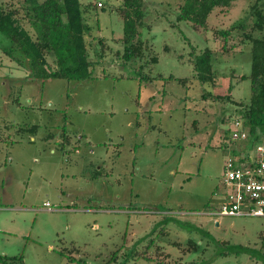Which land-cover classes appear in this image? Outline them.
<instances>
[{
  "label": "rangeland",
  "instance_id": "374dc122",
  "mask_svg": "<svg viewBox=\"0 0 264 264\" xmlns=\"http://www.w3.org/2000/svg\"><path fill=\"white\" fill-rule=\"evenodd\" d=\"M185 1L143 0L150 49L126 60L123 0H82L93 71L85 80L30 76L0 32V255L26 264H264V217L212 214L227 191L226 160L251 147L232 137L239 106L202 98L232 84L233 100L250 101L252 44L233 26L251 28L256 0L216 6L206 25L179 18ZM223 29L232 31L226 48ZM207 48L215 86L194 66Z\"/></svg>",
  "mask_w": 264,
  "mask_h": 264
},
{
  "label": "trees",
  "instance_id": "16d2710c",
  "mask_svg": "<svg viewBox=\"0 0 264 264\" xmlns=\"http://www.w3.org/2000/svg\"><path fill=\"white\" fill-rule=\"evenodd\" d=\"M23 1L22 6L0 1V32L13 42L9 48L5 49V52L19 65L27 67L30 70V76L37 79L85 80L92 77V61L88 56L86 41V34L91 27L85 21L82 0ZM234 1L186 0L179 18L206 25L210 13L216 6L230 7ZM260 3V0H256L251 5L250 14L253 22L249 30L245 21H240L233 26L242 30L243 37L252 44V68L249 76L252 90L250 101L245 104L233 100L232 84L229 86V93L204 91L202 95V98L206 100L231 101L238 105L236 119L242 120L244 126L249 129L251 144L264 139V36H255L256 31H264V9ZM121 12L124 17L122 41L126 60L144 57L146 48L147 50L150 48L141 38L140 28L145 24L143 0H123ZM231 32V29L218 32L225 42L223 48L228 46ZM213 57L214 51L207 48L195 56L194 66L201 82L215 86L219 73L214 68ZM150 59L154 62L157 57L151 56ZM181 81L184 80L181 79ZM222 120L229 121L226 118ZM0 263L26 264L23 255H0Z\"/></svg>",
  "mask_w": 264,
  "mask_h": 264
},
{
  "label": "built area",
  "instance_id": "2783aa9c",
  "mask_svg": "<svg viewBox=\"0 0 264 264\" xmlns=\"http://www.w3.org/2000/svg\"><path fill=\"white\" fill-rule=\"evenodd\" d=\"M232 137L249 139V129L242 120H234ZM224 182L227 186L225 197L212 214L264 217V139L253 142L238 157L226 160ZM46 205L49 206V202Z\"/></svg>",
  "mask_w": 264,
  "mask_h": 264
},
{
  "label": "water",
  "instance_id": "95a60500",
  "mask_svg": "<svg viewBox=\"0 0 264 264\" xmlns=\"http://www.w3.org/2000/svg\"><path fill=\"white\" fill-rule=\"evenodd\" d=\"M217 225H219V222H217Z\"/></svg>",
  "mask_w": 264,
  "mask_h": 264
},
{
  "label": "crops",
  "instance_id": "0c3cea01",
  "mask_svg": "<svg viewBox=\"0 0 264 264\" xmlns=\"http://www.w3.org/2000/svg\"><path fill=\"white\" fill-rule=\"evenodd\" d=\"M39 1H41V0H39ZM154 96V95H153Z\"/></svg>",
  "mask_w": 264,
  "mask_h": 264
}]
</instances>
